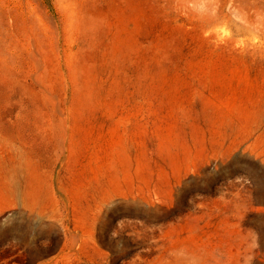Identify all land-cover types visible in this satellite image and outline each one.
<instances>
[{
  "label": "rangeland",
  "instance_id": "obj_1",
  "mask_svg": "<svg viewBox=\"0 0 264 264\" xmlns=\"http://www.w3.org/2000/svg\"><path fill=\"white\" fill-rule=\"evenodd\" d=\"M0 264H264V0H0Z\"/></svg>",
  "mask_w": 264,
  "mask_h": 264
}]
</instances>
